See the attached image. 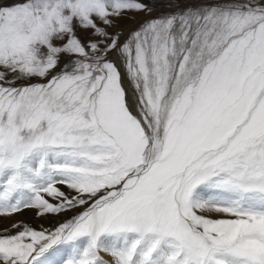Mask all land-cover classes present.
<instances>
[{
	"label": "snow or ice",
	"instance_id": "obj_1",
	"mask_svg": "<svg viewBox=\"0 0 264 264\" xmlns=\"http://www.w3.org/2000/svg\"><path fill=\"white\" fill-rule=\"evenodd\" d=\"M29 209L73 215L0 264H264V0H0V213Z\"/></svg>",
	"mask_w": 264,
	"mask_h": 264
},
{
	"label": "rangeland",
	"instance_id": "obj_2",
	"mask_svg": "<svg viewBox=\"0 0 264 264\" xmlns=\"http://www.w3.org/2000/svg\"><path fill=\"white\" fill-rule=\"evenodd\" d=\"M168 11L169 9L166 7L165 3L161 2L160 4L157 5V9L155 12L152 13V15L153 16L163 15ZM128 16L131 17L133 16V14L129 13ZM145 18L146 17L144 16L143 13L135 14L134 19H129V18L121 19L119 21L118 27L122 29H128L129 27H134L137 22ZM111 30H114V29H110V31ZM61 190L66 193L70 191L67 187H64V186H61ZM71 215H73L72 212H67V213L59 214V215L50 214V215L44 216L43 218H39L37 217L35 209L22 210L16 214L0 213V235L14 234L18 232L19 230H21L20 227H12L17 222H23L24 225L31 226L37 230L41 228L48 229V228H53L60 221L66 220ZM5 230H8V231H5ZM105 259H107L106 255H105Z\"/></svg>",
	"mask_w": 264,
	"mask_h": 264
},
{
	"label": "bare ground",
	"instance_id": "obj_3",
	"mask_svg": "<svg viewBox=\"0 0 264 264\" xmlns=\"http://www.w3.org/2000/svg\"><path fill=\"white\" fill-rule=\"evenodd\" d=\"M125 86L129 88V100L131 101V97H132V92L131 91H132V89H131V87L129 86V84L127 82H126Z\"/></svg>",
	"mask_w": 264,
	"mask_h": 264
}]
</instances>
